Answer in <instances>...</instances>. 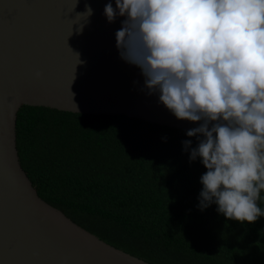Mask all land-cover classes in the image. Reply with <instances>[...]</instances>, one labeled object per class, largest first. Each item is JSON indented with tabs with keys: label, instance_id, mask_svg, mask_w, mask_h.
<instances>
[{
	"label": "trees",
	"instance_id": "obj_1",
	"mask_svg": "<svg viewBox=\"0 0 264 264\" xmlns=\"http://www.w3.org/2000/svg\"><path fill=\"white\" fill-rule=\"evenodd\" d=\"M186 133L35 106L16 120L20 163L38 196L105 243L149 264H264V216L241 223L215 204L198 207L207 169L190 153L203 137Z\"/></svg>",
	"mask_w": 264,
	"mask_h": 264
},
{
	"label": "water",
	"instance_id": "obj_2",
	"mask_svg": "<svg viewBox=\"0 0 264 264\" xmlns=\"http://www.w3.org/2000/svg\"><path fill=\"white\" fill-rule=\"evenodd\" d=\"M109 2L0 0V264H149L44 202L17 149L22 106L124 115L186 131L203 123L177 119L145 87L141 70L121 59L115 33L126 17L109 23Z\"/></svg>",
	"mask_w": 264,
	"mask_h": 264
},
{
	"label": "clouds",
	"instance_id": "obj_3",
	"mask_svg": "<svg viewBox=\"0 0 264 264\" xmlns=\"http://www.w3.org/2000/svg\"><path fill=\"white\" fill-rule=\"evenodd\" d=\"M115 5L110 0L104 15L109 23L126 17L115 33L121 59L141 70L177 119L203 121L186 133L203 137L190 153L207 169L198 207L215 204L226 219L256 222L264 216V0Z\"/></svg>",
	"mask_w": 264,
	"mask_h": 264
}]
</instances>
